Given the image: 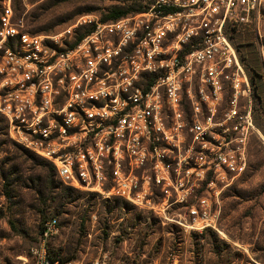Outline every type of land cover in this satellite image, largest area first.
I'll return each mask as SVG.
<instances>
[{"label":"built area","instance_id":"obj_1","mask_svg":"<svg viewBox=\"0 0 264 264\" xmlns=\"http://www.w3.org/2000/svg\"><path fill=\"white\" fill-rule=\"evenodd\" d=\"M263 0H149L110 21L91 15L54 34H28L0 3V116L7 137L51 163L65 186L152 209L186 206L187 224L214 229L210 189L243 170L248 113L214 118L224 90L233 107L248 82L225 32L252 24ZM78 27L87 28L78 39ZM232 141H235L232 143ZM58 232L42 223L23 264L50 258ZM91 264H105L93 261ZM118 264V263H114ZM246 264H261L251 260Z\"/></svg>","mask_w":264,"mask_h":264},{"label":"rangeland","instance_id":"obj_2","mask_svg":"<svg viewBox=\"0 0 264 264\" xmlns=\"http://www.w3.org/2000/svg\"><path fill=\"white\" fill-rule=\"evenodd\" d=\"M2 0H0L1 3ZM12 22L28 34H54L78 17L100 18L113 7L141 8L148 0H9ZM84 27L71 35L74 39ZM248 82L228 104L224 90L214 118L230 128L224 116L231 108L248 113L243 140V170L233 183L210 189L209 212L214 229H187L186 206L161 205L152 194V209L102 198L85 189L63 192L47 163L10 140L0 117V264H23L27 247L41 222L53 215L58 232L48 250L76 264H264V0L252 24L225 32ZM252 75L251 84L248 77ZM235 141H232L234 143ZM62 195L61 199L57 197Z\"/></svg>","mask_w":264,"mask_h":264},{"label":"trees","instance_id":"obj_3","mask_svg":"<svg viewBox=\"0 0 264 264\" xmlns=\"http://www.w3.org/2000/svg\"><path fill=\"white\" fill-rule=\"evenodd\" d=\"M148 3H149V0H148ZM147 3V4H148ZM10 4V3H9ZM147 4H145V6L147 5ZM145 6H143V7H141V8H139V7H137L136 9H133V8H120V7H113V8H111L110 10H108L105 14H103V16L102 17H100L98 20L99 21H110V20H114V19H117V18H119V17H124V16H127V15H131V14H134V13H138V12H140V11H142V9L145 7ZM248 25H250V24H247L246 26H248ZM245 26V25H244ZM86 29L87 28H83V30L81 31V33L82 32H84V31H86ZM236 29V28H235ZM235 29H232L231 31H233V30H235ZM81 33H79L78 35H76L75 36V38H74V41L76 40V39H78V37L80 36V34ZM235 50V49H234ZM252 79H253V76L252 75H250L249 77H248V81H249V83L251 84V81H252ZM1 117V116H0ZM2 118V117H1ZM2 120H3V118H2ZM3 123H4V121H3ZM5 125V124H4ZM24 150V149H23ZM24 151H26V150H24ZM28 152V151H27ZM30 153V152H29ZM35 156V155H34ZM37 157V156H36ZM39 158V157H38ZM41 159V158H40ZM41 160H43V159H41ZM43 161H45V160H43ZM46 163H47V166L53 171V167H52V165H51V163L50 162H48V161H45ZM53 173H54V171H53ZM55 176V175H54ZM56 178V177H55ZM231 183H233V181L231 182ZM62 188H63V192H62V194H64V193H68L69 191H70V189H71V187H68V186H65V185H62ZM58 199H61L62 198V195H60V196H58L57 197ZM114 199H117V198H114ZM120 200V199H119ZM120 201H122V200H120ZM123 203H125V204H127L126 202H124V201H122ZM54 217L53 215H50V216H47L45 219H47L48 217ZM55 218V217H54ZM44 219V220H45ZM56 219V218H55ZM43 220V221H44ZM43 221L41 222V224H40V227H39V230H38V232H37V236H36V239H37V237H38V235H39V233H40V230H41V227H42V223H43ZM57 221V220H56ZM57 224H58V222H57ZM47 245H48V242H47ZM47 251H48V254H49V256H50V258H57V259H59L60 261H64V260H61L57 255H54V254H52V253H50V251L48 250V247H47Z\"/></svg>","mask_w":264,"mask_h":264}]
</instances>
